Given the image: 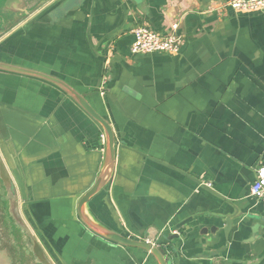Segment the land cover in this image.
<instances>
[{
    "label": "crops",
    "instance_id": "crops-1",
    "mask_svg": "<svg viewBox=\"0 0 264 264\" xmlns=\"http://www.w3.org/2000/svg\"><path fill=\"white\" fill-rule=\"evenodd\" d=\"M228 1L48 0L27 16L14 3L0 36L1 63L65 82L113 130L111 180L85 217L166 244L170 264H264V203L250 195L264 163V10ZM137 26L180 36V50L132 55ZM101 133L53 84L0 71V160L33 239L26 264H157L79 220Z\"/></svg>",
    "mask_w": 264,
    "mask_h": 264
},
{
    "label": "water",
    "instance_id": "water-1",
    "mask_svg": "<svg viewBox=\"0 0 264 264\" xmlns=\"http://www.w3.org/2000/svg\"><path fill=\"white\" fill-rule=\"evenodd\" d=\"M37 1L31 5L32 7H27L24 0H3L1 5L2 11H0V13L10 14L8 11L12 8L11 4L17 3L18 6H21V12L27 16L29 12L36 7H40L48 0H42L38 3ZM14 22L15 19H10L4 22L3 19L0 18V36L2 33H5ZM0 71L28 76L53 84L70 97L92 120L100 126L102 134L105 138L101 168L98 176L82 192V195L77 203V214L83 226L96 237L103 240L123 247L140 249L148 252L155 259L157 264H170L168 259V247H166V244L150 245L142 240L132 239L130 237L107 231L94 225L84 215V207L88 203L89 199L93 197L102 186H105L110 182L113 173L115 146L117 142L115 141L114 133L109 122L95 112V110L87 102L84 95L77 93L72 87L59 79L37 71L1 62ZM16 198V192L12 186L11 179L2 161L0 160V258L8 264H26L25 261H22V258L24 259L29 257V250L22 248L23 243L24 240L27 239H29L30 243H32L33 239L25 234L26 228L23 226V223L18 216ZM225 223L227 226L229 225V221H225ZM168 240H170V237ZM38 253H41L39 249ZM35 260H37L39 264H46L47 262L45 259H39L38 257L35 258Z\"/></svg>",
    "mask_w": 264,
    "mask_h": 264
},
{
    "label": "built area",
    "instance_id": "built-area-1",
    "mask_svg": "<svg viewBox=\"0 0 264 264\" xmlns=\"http://www.w3.org/2000/svg\"><path fill=\"white\" fill-rule=\"evenodd\" d=\"M225 6L235 13H256L264 10V0H229ZM131 33L133 42L130 45V53L132 55L153 53L171 55L176 54L182 45L180 36L174 33L164 36L153 32L145 26H137ZM104 145L105 138L101 133L99 147L102 153L104 152ZM250 195L257 201L264 203V163H261L255 170L254 181L250 187ZM145 242L154 245L151 241L145 240Z\"/></svg>",
    "mask_w": 264,
    "mask_h": 264
},
{
    "label": "rangeland",
    "instance_id": "rangeland-1",
    "mask_svg": "<svg viewBox=\"0 0 264 264\" xmlns=\"http://www.w3.org/2000/svg\"><path fill=\"white\" fill-rule=\"evenodd\" d=\"M2 1H3V0H0V11H2V10H1ZM24 1H25V5L28 7V6H31V5H32L35 1H37V0H24ZM39 1H42V0H38L37 3H38ZM0 18H2L3 21L5 22V21H7V20L13 19V16L10 15V14L0 13Z\"/></svg>",
    "mask_w": 264,
    "mask_h": 264
}]
</instances>
